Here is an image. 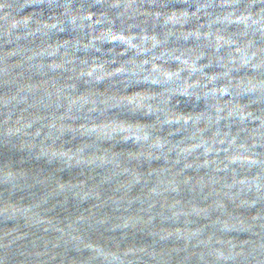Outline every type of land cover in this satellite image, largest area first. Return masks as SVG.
<instances>
[{
	"label": "clouds",
	"instance_id": "9594fccd",
	"mask_svg": "<svg viewBox=\"0 0 264 264\" xmlns=\"http://www.w3.org/2000/svg\"><path fill=\"white\" fill-rule=\"evenodd\" d=\"M170 2L0 0V264H264V0Z\"/></svg>",
	"mask_w": 264,
	"mask_h": 264
},
{
	"label": "water",
	"instance_id": "95a60500",
	"mask_svg": "<svg viewBox=\"0 0 264 264\" xmlns=\"http://www.w3.org/2000/svg\"><path fill=\"white\" fill-rule=\"evenodd\" d=\"M15 2V0H13ZM79 2V0H78ZM204 0H188L186 3L178 2V0H171V2L167 5L169 9L175 13V15L172 17L173 23L168 25V27L175 26V30L178 33H182L187 36V39H183L179 42H175L174 40L170 41L172 46H182L185 49H198L199 46L206 44L207 40L205 39L207 33L209 32V24H208V18L211 16L213 19H216L217 17H222V14H226V11L230 9H222L218 5L214 4L212 7L209 8H200L199 10V20H195L192 18V14L197 13L198 7L200 4H203ZM87 5L85 4V7ZM43 6H37L33 5L32 8L39 10ZM32 9L25 8L23 11L18 13H13V15H23L26 12L31 11ZM99 8H92L91 11L98 13ZM45 13H47L49 10L45 7L44 8ZM187 12L188 16L185 17L184 13ZM202 26V27H201ZM218 28H221L224 30V38L227 39L228 35L236 31L235 25L231 23H218L211 25V31L215 32ZM65 34H60L59 39L61 42L65 39H70L72 37L66 36ZM213 41L217 39V37L212 38ZM39 43V40L36 41ZM246 43V41H237V43ZM50 43H55V39L51 40ZM251 46L255 48H264V41H261L259 37L251 41ZM5 48L8 47L7 45L4 46ZM231 47L233 51H235V45H224L222 48H220L218 51L220 53V56L223 57L226 53L228 48ZM9 50V49H6ZM215 51V49H213ZM207 52V49H205ZM207 59H203L202 61L198 63H207ZM240 75H244L243 72L240 73ZM239 78V77H238ZM227 99V97H226ZM244 103H247V100L243 101ZM249 111L256 113L259 115L261 107L259 105H250ZM245 125L248 129H255L260 127V121L258 120H249L245 122ZM232 132L235 133L238 131V129L233 125ZM223 131H228L227 128H224ZM243 134L241 135V139H243ZM255 151L257 153H260L264 155V140L258 141L257 146L255 148ZM16 153L13 150H10L7 146L0 147V159H9V158H15ZM253 174H255V169H252ZM137 242H140L142 238L139 236L134 238Z\"/></svg>",
	"mask_w": 264,
	"mask_h": 264
}]
</instances>
